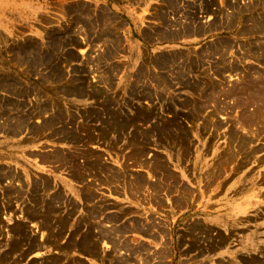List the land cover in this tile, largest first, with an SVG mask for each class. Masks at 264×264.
Returning <instances> with one entry per match:
<instances>
[{
    "label": "rangeland",
    "instance_id": "obj_1",
    "mask_svg": "<svg viewBox=\"0 0 264 264\" xmlns=\"http://www.w3.org/2000/svg\"><path fill=\"white\" fill-rule=\"evenodd\" d=\"M260 44L264 0H0V264L43 218L66 225L22 264H199L218 234V264H264V111L239 102Z\"/></svg>",
    "mask_w": 264,
    "mask_h": 264
},
{
    "label": "bare ground",
    "instance_id": "obj_2",
    "mask_svg": "<svg viewBox=\"0 0 264 264\" xmlns=\"http://www.w3.org/2000/svg\"><path fill=\"white\" fill-rule=\"evenodd\" d=\"M192 31V30H191ZM250 50L253 52V54H259V57H260V60L263 61V64H264V44H260L258 46H252L250 48ZM221 51V49H217V50H214V51H211V53H221L219 52ZM255 72V74H254ZM246 80V81H245ZM241 82H244L243 86L241 87V92L243 94H245V96L239 100L240 103H242L241 105L244 106V110H247L246 107L249 105V104H253L254 105V111H253V118H254V122H256L255 124H258V123H261V118H262V112L264 111V72L262 70H258V69H252L250 68L247 72V75L245 76L244 80L241 81ZM244 123H246L247 125L250 124L248 123V121H245ZM243 128H249L250 126H242ZM257 127H261V126H257ZM111 131H116L118 133H121L125 126H110L109 127ZM107 130V131H109ZM106 131V132H107ZM65 134V138L66 139H69L70 141L72 142H78V140L80 141H83L85 138H80L79 136H77L76 134L74 133H69V132H63ZM141 134L143 137H145V135H149V133H146V132H143L141 131ZM145 134V135H143ZM236 133H232L231 134V137L232 139L235 140V138H238L240 137L241 138V141H240V146L242 148V150L244 151L245 149V144H247L248 142H251V139H250V135L249 134H244V135H235ZM102 135H106L107 134L105 132H102ZM89 138H91V136H89ZM72 139V140H71ZM61 153L60 152H56L53 156H54V160H60L63 161V155H60ZM256 154V153H254ZM250 158V156L248 157ZM66 159V158H64ZM67 161H70V162H73L75 161V159H72V160H67ZM248 160H244L243 161V165L246 167V163H247ZM257 161L258 163H263L264 162V157H258L257 158ZM19 177V176H18ZM18 177H15L14 174L12 173H7L5 175V178H10L12 180H15V179H18ZM79 177V175H78ZM262 177L264 179V174H262ZM138 180H139V184L140 185H143V183L145 182V178L143 176H138ZM146 183V182H145ZM87 194L89 193H85V195L87 196ZM53 198L55 199H58V196H54ZM184 202V198H181L180 200H177V203L178 204H182ZM47 215V214H46ZM45 215V216H46ZM29 217L32 219V220H35V216L29 214ZM66 220V219H65ZM60 225L62 226L61 229H59L58 231H52L49 229L48 227V222L43 218V221H42V224L48 228L49 230V233H48V236L45 238V239H42L41 237H38L37 238V235L35 234H32L31 231L28 232L26 230V228L23 226V225H19V226H16L17 228L15 229V238L12 240L11 244H10V250L8 253L10 254H14V253H19V260H16L14 261V264H22V261H24L25 258H27V255H31L35 252H44L46 251L51 245H53V243H55L53 241V238L55 237H58L61 235V232L63 231V228L65 227L66 225V221L64 220H60ZM79 224H77L75 227V231H73L72 233H75L78 228H79ZM123 229L124 228H119L115 231H110V234H109V237L112 238L115 234H118L120 232H123ZM85 233V232H83ZM53 235V236H52ZM73 236V235H72ZM230 237L232 236H228V237H223V236H220V234H218L215 238H213L212 242L213 243H216L217 245L210 248L209 249V252L205 253L202 257H205V258H201L202 260H198L199 261V264H207V261L209 260V256L212 255L213 253H215L216 251L219 250V248H222L224 246L227 245V243L230 241ZM85 238H89V235L87 236V234H85L82 238L83 241H85ZM27 244L28 247H25V245ZM79 249H80V245L77 244L76 245ZM68 246H63L62 250L64 249H67ZM210 254V255H209ZM28 255V256H29ZM101 255V254H100ZM35 257L37 256V253H35L34 255ZM95 258H97V256H93ZM109 258V261L108 263L112 262L111 260V257H108ZM156 258H158V261L155 263V264H163V256H162V252H158L157 256H152L150 259V262L152 263ZM101 259V257L99 258ZM121 262L123 260L124 263H120V264H127V260L125 258H120ZM204 260V261H203ZM41 261H44L43 263H49V264H58V260L57 258L56 259H49L48 257H42L41 258ZM37 262V263H36ZM248 262L250 264H258L257 261L255 260H248ZM40 264V261L39 260H32L30 264ZM84 262L79 260L77 262V264H83ZM219 263V262H218ZM3 264H7V263H3ZM194 264V263H192Z\"/></svg>",
    "mask_w": 264,
    "mask_h": 264
},
{
    "label": "crops",
    "instance_id": "obj_3",
    "mask_svg": "<svg viewBox=\"0 0 264 264\" xmlns=\"http://www.w3.org/2000/svg\"><path fill=\"white\" fill-rule=\"evenodd\" d=\"M223 253L226 252H220L217 255L209 256V260L207 261V264H218V261L220 260V258H222Z\"/></svg>",
    "mask_w": 264,
    "mask_h": 264
}]
</instances>
